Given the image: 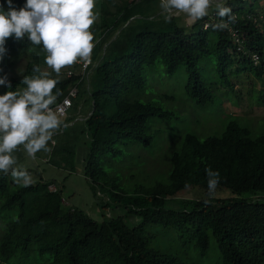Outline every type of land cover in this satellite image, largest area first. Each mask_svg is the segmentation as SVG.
Masks as SVG:
<instances>
[{"label":"trees","instance_id":"1","mask_svg":"<svg viewBox=\"0 0 264 264\" xmlns=\"http://www.w3.org/2000/svg\"><path fill=\"white\" fill-rule=\"evenodd\" d=\"M150 1L130 0L108 18L93 23L89 31L95 63L84 76L76 75L71 65L63 67L71 72L68 78L66 71L57 74L53 70L47 77L58 81L52 90L56 96L53 104L72 87L77 93L82 87L88 106L78 123L75 116L62 122L52 137L55 143L47 145L51 151L36 153L46 152L50 167L71 172L77 148L82 147V170L91 182L102 175L97 155H117L113 148L124 141L148 147L152 141L146 133L148 119H168L172 113L129 100L127 92L143 87V71L155 63H162L168 74L183 65V91L197 106L212 104L215 99L201 81L196 66L199 58L213 59L215 84L225 87H231L226 69L230 73L232 69L246 70L262 84L257 101L264 105V25L255 20L262 12L252 11V5L243 9L223 4L232 16L236 14L234 21L223 19L240 40L242 49L237 51L226 28L212 27L217 22L202 30L197 21L185 31L173 17L165 23L164 16L149 6ZM24 3L13 0L17 9ZM0 6L7 12L5 0H0ZM212 12L216 15L217 8ZM6 48L0 76L4 75L2 68L6 71L12 65L9 56L26 52L29 57L19 77L8 76L12 87L1 86L0 93L21 92L27 87L22 83L24 77H41L47 53L42 44L33 45L27 35L21 41L9 37ZM252 53L258 55L257 64L250 59ZM35 67L39 71H33ZM181 139V146L168 155L166 181L149 187L136 185L133 190L103 191L107 202L100 206V221L62 204L63 187L48 192V186L54 184L51 180L39 176L24 186L11 174L0 173V264H264V135L252 136L247 126L230 118L219 135L200 139L185 133ZM23 149L20 145L12 153L17 169L24 159ZM206 168L220 176L211 196ZM190 187L201 196H180V191ZM223 188L229 191L220 197ZM107 210L123 213L111 218ZM127 216L136 218L133 226L126 222ZM154 226L165 228L170 250L149 245L152 233L147 228Z\"/></svg>","mask_w":264,"mask_h":264},{"label":"rangeland","instance_id":"2","mask_svg":"<svg viewBox=\"0 0 264 264\" xmlns=\"http://www.w3.org/2000/svg\"><path fill=\"white\" fill-rule=\"evenodd\" d=\"M128 1L130 0H94L92 11L96 17L95 22L99 21L101 17L108 18L115 8ZM262 2L264 0H228V2L225 0L224 3H231L233 7L235 5L243 9H249L251 5L254 8L258 6V10L264 15V10L260 9ZM160 4V0H151L149 6L155 13H162ZM215 9L216 5H211L208 15ZM173 18L177 25L185 31L189 29L191 24H189L185 13L174 14ZM203 18L198 22H201ZM261 23L264 25V20ZM210 39L212 38L210 37ZM28 57L29 54L26 52L20 56H9L7 60L11 61L12 65L6 71L2 68V73L13 78L19 77ZM94 63L93 60L92 65ZM196 66L201 81L213 93L214 102L197 106L185 95L183 86L186 82V72L183 65H180L171 74L165 72L162 63H155L152 67L145 68L143 71L145 83L142 88L127 92V95H130L129 100L156 105L170 111L172 116L168 119H161L158 116L148 119L146 133L152 138L148 147L143 148L135 142L124 141L115 144L113 149L118 151L117 155H111L110 152L97 155L96 163L102 175L94 181L90 182L82 170L84 157L82 147L77 148L74 169L71 172L50 167L46 163V152L35 154V158H33L27 154L25 148L23 149L24 159L19 165V169H29L28 174L32 180H36L40 176L44 181L51 180L56 189L60 186L63 187L61 196L65 200L64 205L81 210L92 219L100 221V206L107 202V197L103 194L105 189L107 193L113 192L115 189L133 190L136 185L149 187L156 182L166 181L168 155L172 150L181 146L183 134L193 133L200 139L205 136H216L221 133L228 119L236 118L250 129L252 136L264 135V105L257 101L258 93L262 92V84L248 71L234 72L235 70L231 68L232 73L226 69L231 87H225L215 84L213 59L201 57L197 60ZM66 70L62 68L60 72L64 73ZM51 71L52 69L48 66L41 68V73L48 72L50 75ZM78 92L74 99L75 110L73 111L71 106L67 112V118L69 116L76 117L75 123H78L79 118L84 117L88 110L86 96L82 93L83 88L78 87ZM48 143L52 146L55 140L51 139ZM223 189L225 192L220 194V197L227 195L226 191H229L227 188ZM179 194L183 197L189 195L193 198L201 196V192L193 190V187L186 188ZM172 205L175 204L172 203L168 206L172 207ZM106 213L108 217L115 218L117 215H122L123 212L107 210ZM136 221V218L131 216L126 218V222L130 226H133ZM147 229L152 233L149 236L150 246L159 250H170L168 237L163 231L165 228L154 226Z\"/></svg>","mask_w":264,"mask_h":264},{"label":"clouds","instance_id":"3","mask_svg":"<svg viewBox=\"0 0 264 264\" xmlns=\"http://www.w3.org/2000/svg\"><path fill=\"white\" fill-rule=\"evenodd\" d=\"M5 2L7 12L0 6V61L7 54L6 40L9 37L21 41L27 35L33 45H43L47 53L45 63L57 74L78 59L85 64L91 63L93 35L89 29L96 19L92 11L94 0H25L19 9L13 5V0ZM224 2L161 0L160 8L165 23H170L174 14L182 12L189 24H194L208 15V9L213 4L217 8V16L234 21L231 9L224 7ZM258 9V6L253 7L252 11L259 12ZM227 26L223 19L212 25L215 30ZM33 71H39V68L35 67ZM48 76V72H43L41 77H24L22 83L27 86L26 89L0 93V173H10L15 182H22L24 186L31 185L32 179L26 171L14 167L16 159L12 153L20 145L33 158L42 149L51 151L47 147L48 142L62 125L57 112L50 108L56 101L52 90L58 81ZM0 86L12 87L7 74L0 76ZM205 172L211 196L220 183V176L218 171L210 168H206Z\"/></svg>","mask_w":264,"mask_h":264},{"label":"built area","instance_id":"4","mask_svg":"<svg viewBox=\"0 0 264 264\" xmlns=\"http://www.w3.org/2000/svg\"><path fill=\"white\" fill-rule=\"evenodd\" d=\"M161 1V0H160ZM262 10H264V2L261 5ZM255 11V10H254ZM236 14H233V17H235ZM247 17H249V15H247ZM223 18L218 17L217 15H215L213 12H211L207 19L204 21H201V29L204 30L208 27L209 23H220L221 20ZM258 19L259 21H263L264 20V15H262L261 13L257 16V18H255V20ZM254 20V19H253ZM260 21V22H261ZM223 22L227 23V27L226 30L229 33L230 37L233 40V43L236 45V50L237 51H241L242 47L239 44L240 40L238 39V36L236 34V32L230 27V25L228 24V21L226 19H223ZM250 59L254 64H257L258 62V55L255 53L250 54ZM93 62V50L91 52V63L89 64H85L84 61L82 60H77L74 64H72L73 66H75L76 69V75L79 74L81 76H84L85 72L87 71V68L89 66L92 65ZM71 72L68 70L66 71V76L65 77H70ZM77 94V89L76 87H72L70 90H68V92L66 93V95L60 99V101H58L57 103L53 104L52 106H50V108L54 111L57 112V115L59 116L61 122L64 121L67 118V112L70 110L71 108V102L72 100L75 98ZM2 95V94H0ZM48 192H54L56 190V187L53 184H50L48 186ZM60 202L62 204L65 203V200L61 197Z\"/></svg>","mask_w":264,"mask_h":264}]
</instances>
